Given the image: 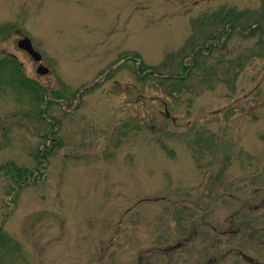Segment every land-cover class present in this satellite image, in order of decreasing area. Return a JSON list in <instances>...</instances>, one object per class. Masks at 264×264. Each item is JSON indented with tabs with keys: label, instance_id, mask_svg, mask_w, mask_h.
<instances>
[{
	"label": "rangeland",
	"instance_id": "1",
	"mask_svg": "<svg viewBox=\"0 0 264 264\" xmlns=\"http://www.w3.org/2000/svg\"><path fill=\"white\" fill-rule=\"evenodd\" d=\"M263 21L264 0H0V58L61 95L46 119L0 95V167L33 172L0 169V264H264V28L242 29Z\"/></svg>",
	"mask_w": 264,
	"mask_h": 264
},
{
	"label": "trees",
	"instance_id": "2",
	"mask_svg": "<svg viewBox=\"0 0 264 264\" xmlns=\"http://www.w3.org/2000/svg\"><path fill=\"white\" fill-rule=\"evenodd\" d=\"M233 18H237L238 14L232 15ZM230 24V22L227 23V25ZM264 28V21L263 22H254L250 25H248L245 28L250 35H255L258 31L262 30ZM12 29V26L9 24H3L0 25V40H5L8 35L10 34ZM231 29H236V26L231 24ZM238 30V29H237ZM228 38V37H227ZM220 42V38L218 39ZM211 46H215L214 42H211ZM210 49V48H206ZM203 48H201L199 51H196L194 53L195 57L199 54H202ZM204 51V50H203ZM197 58V57H196ZM132 60L139 62L138 66V74H150V75H156L159 78H162L164 80H167L171 82L172 88L174 91L179 90V84L183 81V78L187 77L186 75H173L174 77H169L162 75L161 73H158L154 70V68L144 65L143 62L139 61L138 58L132 57ZM141 65L147 66L144 68H140ZM185 71L188 72L190 69V66H184ZM147 71V72H146ZM14 91V92H20L23 93V95L28 97L27 103L30 105L35 104L39 106H45L52 103L55 98L59 99L61 95L57 91L49 90L45 85H43L40 81L36 80L35 78H32L28 76L25 71L23 64L19 61V59L12 55L7 54L0 58V95L5 91ZM53 98V99H52ZM45 111L43 109H40V115L42 113L44 114ZM43 117V115H42ZM47 118V117H46ZM45 117L41 119H46ZM202 139V138H200ZM200 139H195L192 144V151L198 150L197 143H200ZM206 144H208L210 147H213L215 140L212 139L210 136L207 138L202 139ZM40 167L43 165L44 161L39 160ZM39 167L40 171L41 168ZM0 169H5L7 171V174L12 175L16 182V188H21L22 183L27 180L29 176L33 174V172L24 166H19L15 164L14 162H8L5 165L1 166ZM35 175V174H34ZM26 184V182H25ZM8 237L6 235L1 234L0 235V244H4V242H7Z\"/></svg>",
	"mask_w": 264,
	"mask_h": 264
},
{
	"label": "water",
	"instance_id": "3",
	"mask_svg": "<svg viewBox=\"0 0 264 264\" xmlns=\"http://www.w3.org/2000/svg\"><path fill=\"white\" fill-rule=\"evenodd\" d=\"M247 34V32L245 33ZM18 47L24 51H26L36 62H40L42 60V55L39 51H37L28 36H24L18 40ZM49 72V68L44 66L42 63L37 68V73L44 75ZM174 77V76H170ZM95 82L94 84H96Z\"/></svg>",
	"mask_w": 264,
	"mask_h": 264
},
{
	"label": "flooded vegetation",
	"instance_id": "4",
	"mask_svg": "<svg viewBox=\"0 0 264 264\" xmlns=\"http://www.w3.org/2000/svg\"><path fill=\"white\" fill-rule=\"evenodd\" d=\"M231 27V26H230ZM230 27L228 29H230ZM210 47V46H209ZM103 78V77H102Z\"/></svg>",
	"mask_w": 264,
	"mask_h": 264
}]
</instances>
